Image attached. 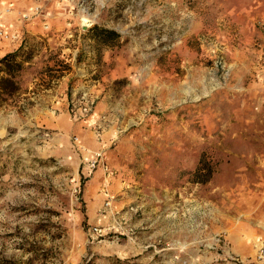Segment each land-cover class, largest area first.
<instances>
[{
  "label": "rangeland",
  "instance_id": "1",
  "mask_svg": "<svg viewBox=\"0 0 264 264\" xmlns=\"http://www.w3.org/2000/svg\"><path fill=\"white\" fill-rule=\"evenodd\" d=\"M6 6L0 59L31 57L0 89V264H264V0ZM55 75L96 108L51 110Z\"/></svg>",
  "mask_w": 264,
  "mask_h": 264
},
{
  "label": "built area",
  "instance_id": "2",
  "mask_svg": "<svg viewBox=\"0 0 264 264\" xmlns=\"http://www.w3.org/2000/svg\"><path fill=\"white\" fill-rule=\"evenodd\" d=\"M11 12H12V6L0 7V18ZM34 17H40L42 19H46L47 14L45 13V11L43 10L41 6H35L32 9L31 13L21 12L20 14V19L24 21H30ZM45 28H48V25H46ZM0 40H5V41L21 44L22 36L18 32H11L5 29L4 27L0 26ZM72 94H73V99L70 104V108L72 111L79 110L83 115H88L96 108L97 99H98L97 94L90 92L89 90H83V91L77 92L75 88L72 90ZM100 128H98L99 130L97 132L98 138L101 137ZM74 140H75L74 142L75 146L79 150L85 149L84 145L82 144L78 136H76ZM89 153H92V152H89ZM85 161H88L89 166L92 169L97 168L99 166L103 168L104 173H105V182H106L103 190L107 192L109 179L113 176L114 171L107 164L106 157L103 153V150L94 151L92 154L87 155L85 158ZM110 197L111 195L108 192V200L104 203V211L107 208H110V204H111V201L109 200Z\"/></svg>",
  "mask_w": 264,
  "mask_h": 264
},
{
  "label": "trees",
  "instance_id": "3",
  "mask_svg": "<svg viewBox=\"0 0 264 264\" xmlns=\"http://www.w3.org/2000/svg\"><path fill=\"white\" fill-rule=\"evenodd\" d=\"M92 32L94 33V37L102 40L103 42H109L114 36L118 35L116 32L109 30L107 28L94 26L91 28ZM20 50L8 53L0 59V72H5L6 76H0V89L3 91H14L15 81L14 76L17 71H19L23 63L28 61L31 57H28L27 60H21L20 57Z\"/></svg>",
  "mask_w": 264,
  "mask_h": 264
},
{
  "label": "crops",
  "instance_id": "4",
  "mask_svg": "<svg viewBox=\"0 0 264 264\" xmlns=\"http://www.w3.org/2000/svg\"><path fill=\"white\" fill-rule=\"evenodd\" d=\"M2 53V52H0ZM6 53H4L2 56H4ZM50 71H57L55 70V68L51 69ZM64 70H62L63 72ZM60 73V71H59ZM46 74V73H45ZM61 76V77H60ZM52 77V82H51V86L47 89V91H51L52 94H56L59 97V101L55 103V105H52L51 110H67V111H71L70 108V104L72 102L73 99V94L72 91H70V89L67 88L68 85V77H66L65 75H55V76H51ZM55 81L58 82L55 83ZM57 84V85H55ZM67 89V91H66ZM74 89V88H73ZM85 90H89L90 87L84 88ZM75 90L78 91H83L80 90V88H75ZM90 91V90H89ZM54 92V93H53ZM78 112H80L79 110H77ZM82 115V114H81ZM67 120V114L64 113L61 118L60 121L64 122ZM91 183L93 185H95L96 183H98V180H92Z\"/></svg>",
  "mask_w": 264,
  "mask_h": 264
},
{
  "label": "bare ground",
  "instance_id": "5",
  "mask_svg": "<svg viewBox=\"0 0 264 264\" xmlns=\"http://www.w3.org/2000/svg\"><path fill=\"white\" fill-rule=\"evenodd\" d=\"M82 22H83V20H82ZM88 22H90L89 20H88ZM83 23H87V22H83ZM88 24V23H87Z\"/></svg>",
  "mask_w": 264,
  "mask_h": 264
}]
</instances>
